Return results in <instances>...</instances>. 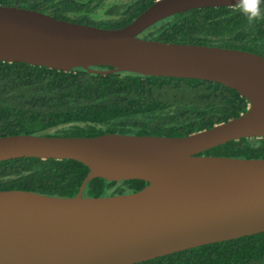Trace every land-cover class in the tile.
Instances as JSON below:
<instances>
[{"label":"water","instance_id":"obj_1","mask_svg":"<svg viewBox=\"0 0 264 264\" xmlns=\"http://www.w3.org/2000/svg\"><path fill=\"white\" fill-rule=\"evenodd\" d=\"M236 3L155 0L120 28L0 4V61L199 78L223 83L249 100L239 116L184 136H0V161L75 159L89 167L74 196L0 190V264H136L264 232V158L203 154L228 141L264 137V55L141 36L174 14ZM96 177L148 184L135 192L86 196Z\"/></svg>","mask_w":264,"mask_h":264},{"label":"trees","instance_id":"obj_2","mask_svg":"<svg viewBox=\"0 0 264 264\" xmlns=\"http://www.w3.org/2000/svg\"><path fill=\"white\" fill-rule=\"evenodd\" d=\"M155 0H0L66 20L120 28ZM141 36L167 42L216 45L264 55V21L249 25L235 6L193 8L166 17ZM96 69H110L97 66ZM249 100L217 81L144 75L132 71L91 73L22 61H0V136L104 133L184 136L239 116ZM264 158V137H244L203 152ZM89 167L75 159L20 157L0 161V190L24 189L70 197ZM143 179H91L85 195L135 192ZM136 264H264V232L209 243Z\"/></svg>","mask_w":264,"mask_h":264},{"label":"clouds","instance_id":"obj_3","mask_svg":"<svg viewBox=\"0 0 264 264\" xmlns=\"http://www.w3.org/2000/svg\"><path fill=\"white\" fill-rule=\"evenodd\" d=\"M235 10L249 25L264 21V0H237Z\"/></svg>","mask_w":264,"mask_h":264}]
</instances>
